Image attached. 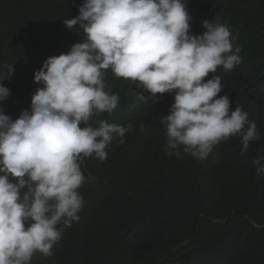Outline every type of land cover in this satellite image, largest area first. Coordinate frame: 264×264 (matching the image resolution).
<instances>
[{"label":"clouds","instance_id":"clouds-1","mask_svg":"<svg viewBox=\"0 0 264 264\" xmlns=\"http://www.w3.org/2000/svg\"><path fill=\"white\" fill-rule=\"evenodd\" d=\"M188 1L48 0L47 5L43 0L50 13L42 15H60L68 29V52L46 58L34 71V82L43 86L32 95L30 111L15 120L0 112V264H31L37 252L51 256L62 238L59 225L84 224L83 191L88 184H101L110 170L117 172L113 159H140L139 149L125 142L132 131L127 121L157 106L164 151L197 158L195 184L203 167L214 163L208 157L214 148L239 138L244 159L226 181L243 199L241 206L254 208L264 195V130L237 99L259 81L242 63L241 49L234 48L238 33L207 19L199 27ZM11 7V0H0V101L10 95L3 81L20 66L9 57L15 37L22 44ZM44 41L38 39L35 53L42 52ZM21 44L25 56L28 50ZM117 109L121 117L113 118ZM98 116L102 120L92 119ZM191 196L197 233L200 223L209 228L201 244L212 248L211 255L201 246L199 262L193 264H255L260 253L256 232L264 225L224 204L212 190Z\"/></svg>","mask_w":264,"mask_h":264},{"label":"trees","instance_id":"trees-1","mask_svg":"<svg viewBox=\"0 0 264 264\" xmlns=\"http://www.w3.org/2000/svg\"><path fill=\"white\" fill-rule=\"evenodd\" d=\"M45 1L49 5L48 0ZM11 2L19 25L15 30L21 36L22 44L15 37L9 57H15L20 66L3 81L10 89V95L0 101V112L15 120L23 110L30 111L32 95L43 86L34 82V71L46 58L68 52L65 49L68 29L60 15L55 17L54 12L42 15L48 12L43 0H36L32 5L25 0ZM187 6L193 17L200 18L199 27L203 28L202 21L207 19L212 23H226L233 34L238 33L234 48L241 49L242 63L248 64L259 85L244 89L237 99L243 110L251 115L250 120L264 130V0H189ZM248 14H255L254 19L245 20L243 17ZM40 37L45 39L44 47L37 54L35 45ZM0 40H3L2 36ZM20 44L28 50L25 56L20 51ZM2 55L9 59L4 48ZM0 72H3L1 67ZM158 113L157 106L154 112L143 111L136 119L127 121V125H132V131L125 135V142L139 149L140 159L136 162L120 161L119 157L113 159L119 166H115L117 172L110 170L109 174L103 175L101 184H88L87 191L82 193L84 224L78 226L73 221L70 227L59 225L63 234L53 246V254L46 257L37 252L31 264L198 263L201 246L211 255L212 248L201 244L209 232L208 226L200 223L198 233L196 231L188 204L192 202V193L194 197H202L212 190L224 204L246 211L257 225H264V195L257 197L254 208L241 206L243 199L238 196L235 186L226 181L228 173L243 162L240 139L232 138L217 145L208 156L214 163L209 162L203 167L201 179L195 184L192 172L197 165L193 160L197 158L183 152L179 157L166 154V134L157 120L161 117ZM111 114L113 118L121 117L118 109ZM92 119L102 120L99 116ZM124 172L128 176H124ZM262 234L264 231L256 232L260 253L255 264H264V238L259 239ZM181 244L185 247L178 248ZM182 249L191 250L195 256L183 255Z\"/></svg>","mask_w":264,"mask_h":264}]
</instances>
